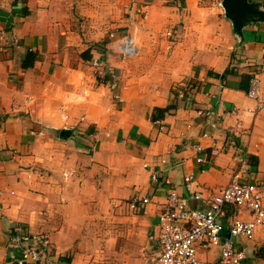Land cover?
Listing matches in <instances>:
<instances>
[{"label": "crops", "instance_id": "0c3cea01", "mask_svg": "<svg viewBox=\"0 0 264 264\" xmlns=\"http://www.w3.org/2000/svg\"><path fill=\"white\" fill-rule=\"evenodd\" d=\"M248 1L264 11V0ZM221 2L0 0V264L21 256L13 237L47 238L38 264H143L159 250L167 191L189 197L191 175V192L206 199L244 154L249 181L264 189V109L247 96L264 70V23L239 37ZM113 31L133 38L134 57L114 50ZM133 197L149 203L132 210ZM233 241L242 264H264V226ZM218 256L198 252L209 264Z\"/></svg>", "mask_w": 264, "mask_h": 264}, {"label": "built area", "instance_id": "2783aa9c", "mask_svg": "<svg viewBox=\"0 0 264 264\" xmlns=\"http://www.w3.org/2000/svg\"><path fill=\"white\" fill-rule=\"evenodd\" d=\"M109 39L114 44V50L124 59L134 57L138 52L133 38L127 33L116 37V31H113L109 34ZM101 64L99 58H92L91 66L97 75L100 74ZM263 86L264 70L250 78L248 84L247 96L257 102V111L264 109V102L261 101ZM185 93L182 90L178 92L180 97H184ZM196 114L198 117L205 116L201 110ZM155 123L163 130L160 121ZM209 127L212 131L216 130V121H211ZM202 138L209 139L211 134L202 133ZM203 150L201 145L193 146L195 153ZM218 153V149L211 146L210 158ZM196 163L209 162L203 157H197ZM248 177L249 164L244 154L238 157L229 182L206 199L202 198L200 192H191L190 187L194 182L191 175L183 178L185 188L191 193L189 197L180 196L175 189L170 188L158 217L159 250L145 259L143 264H209L199 260L198 252L212 248L219 249L218 259L213 264H242L245 258L243 251L234 244L233 239H251L257 228L264 226V189L249 181ZM158 178L156 172L150 175L152 183L157 184ZM164 183L169 184L167 181ZM3 193L0 190V197ZM191 200L204 201V207L192 208L189 205ZM148 203L146 197H133L129 201V207L135 210ZM246 213L250 217L248 220L243 219ZM10 246L21 249V256L15 264H38L43 259L49 241L42 237L38 246H24L20 238L13 237Z\"/></svg>", "mask_w": 264, "mask_h": 264}, {"label": "water", "instance_id": "95a60500", "mask_svg": "<svg viewBox=\"0 0 264 264\" xmlns=\"http://www.w3.org/2000/svg\"><path fill=\"white\" fill-rule=\"evenodd\" d=\"M221 6L225 17L232 23L234 33L239 37H242L244 26L251 23H264V11L260 9L259 4L248 0H222ZM69 134V130H62L60 136L65 139Z\"/></svg>", "mask_w": 264, "mask_h": 264}, {"label": "trees", "instance_id": "16d2710c", "mask_svg": "<svg viewBox=\"0 0 264 264\" xmlns=\"http://www.w3.org/2000/svg\"><path fill=\"white\" fill-rule=\"evenodd\" d=\"M24 65H25V67L27 66L26 63H25ZM156 112H157V113H160V115H162V113H163V111H161V110H156ZM159 118H160V116H157V117H155L154 120L159 119Z\"/></svg>", "mask_w": 264, "mask_h": 264}, {"label": "rangeland", "instance_id": "374dc122", "mask_svg": "<svg viewBox=\"0 0 264 264\" xmlns=\"http://www.w3.org/2000/svg\"><path fill=\"white\" fill-rule=\"evenodd\" d=\"M132 239H136V240H137L138 238H137V237H135V236H132Z\"/></svg>", "mask_w": 264, "mask_h": 264}]
</instances>
